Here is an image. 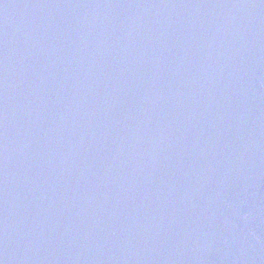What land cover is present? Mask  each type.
I'll return each mask as SVG.
<instances>
[{"label":"water","instance_id":"1","mask_svg":"<svg viewBox=\"0 0 264 264\" xmlns=\"http://www.w3.org/2000/svg\"><path fill=\"white\" fill-rule=\"evenodd\" d=\"M0 264H264V0H0Z\"/></svg>","mask_w":264,"mask_h":264}]
</instances>
